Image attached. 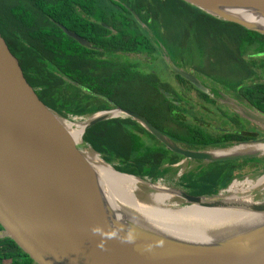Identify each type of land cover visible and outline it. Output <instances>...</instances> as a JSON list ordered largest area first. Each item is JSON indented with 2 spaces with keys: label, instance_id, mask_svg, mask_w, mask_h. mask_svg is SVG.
I'll list each match as a JSON object with an SVG mask.
<instances>
[{
  "label": "trees",
  "instance_id": "1",
  "mask_svg": "<svg viewBox=\"0 0 264 264\" xmlns=\"http://www.w3.org/2000/svg\"><path fill=\"white\" fill-rule=\"evenodd\" d=\"M60 25L88 39L91 46L80 44ZM0 32L40 99L63 117L83 120L112 108L111 100L141 113L164 134L194 149L227 146L233 140L252 138L232 135L230 142L226 137L214 139L210 134L195 133V126L184 115L186 111L160 90L167 84L154 72L142 74L137 69L141 62L133 64L135 61L128 55H153V41L161 39L173 49L188 52L185 62L194 57L208 60L215 59L217 50L210 44L218 43L229 56L228 63L233 62L228 66L230 72L244 70L248 77L255 78L258 72L264 73V34L215 17L185 0H0ZM245 77L229 76L226 81L237 87L240 84L236 82ZM137 83L144 90L132 93L130 87ZM240 90L253 106L264 111V85H243ZM198 92L206 102L215 103V97L200 89ZM125 94L131 95L123 99ZM174 95L182 98L177 92ZM188 112L196 116L194 110ZM253 112L264 114L255 109ZM175 125L189 131L187 141L179 133L173 134L177 131ZM83 140L117 170L152 181L167 172L166 163L174 164L183 158L130 117L99 121L86 129ZM248 161L257 159L217 161L208 169L186 175L184 180L192 194L214 195L226 188L235 171ZM0 264L37 263L15 241L5 237L0 238Z\"/></svg>",
  "mask_w": 264,
  "mask_h": 264
},
{
  "label": "water",
  "instance_id": "2",
  "mask_svg": "<svg viewBox=\"0 0 264 264\" xmlns=\"http://www.w3.org/2000/svg\"><path fill=\"white\" fill-rule=\"evenodd\" d=\"M185 1L215 17L264 34V17L249 20L230 12L242 9L264 13V0ZM60 26L80 44L91 46L85 37ZM167 57L175 73L235 108V101L212 86L207 87L192 72L178 67L168 54ZM109 102L112 108L76 120L84 124L82 141L76 142L64 123L71 119L40 99L0 32V238L15 241L37 264H264V223L232 225L219 234L218 239L199 242L154 228L138 220L129 209H123L125 219L119 218L97 172L80 147V143L87 147L83 135L88 127L117 117L132 118L169 150L182 155L177 165L188 160L214 163L257 159L264 162V153L212 155L213 150L264 143V137L194 149L164 134L139 112ZM114 110L119 113L112 114ZM246 114L264 128V121L256 118H264V115L250 111ZM117 171L135 176L149 187L161 184L148 177ZM161 187L172 190L174 199L186 206L264 214V197L253 198L252 203L229 202L221 191L214 195H195L177 187ZM96 229L99 231H94Z\"/></svg>",
  "mask_w": 264,
  "mask_h": 264
},
{
  "label": "bare ground",
  "instance_id": "3",
  "mask_svg": "<svg viewBox=\"0 0 264 264\" xmlns=\"http://www.w3.org/2000/svg\"><path fill=\"white\" fill-rule=\"evenodd\" d=\"M230 12L249 20L264 17L263 12L256 13L242 9H233ZM111 113L117 114L119 110H114ZM64 123L75 141L81 142L84 124L70 120H64ZM84 149L82 148V150ZM87 149L89 151L84 152V154L89 161L95 164L93 167L97 172L102 188L119 218L125 219L123 209H129L138 220L154 228L170 234L190 237L199 242L218 239L219 234L228 230L232 225L246 224L247 226H253L264 223V214L262 213H249L229 208H204L197 205L168 207L166 203L173 200L175 194L172 190L159 185H150L156 189V192L148 197L151 202L147 199L140 200L136 196V192L144 183L141 179L118 172L101 155L91 148ZM246 152L264 153V143L240 144L231 148L213 150L212 155L224 156ZM263 188L264 175L255 180L246 178L243 181H234L228 189L229 193L226 200L229 202L252 203L254 202L252 190Z\"/></svg>",
  "mask_w": 264,
  "mask_h": 264
},
{
  "label": "rangeland",
  "instance_id": "4",
  "mask_svg": "<svg viewBox=\"0 0 264 264\" xmlns=\"http://www.w3.org/2000/svg\"><path fill=\"white\" fill-rule=\"evenodd\" d=\"M155 41H157V42L155 43ZM155 41H153V47L156 50L157 54L154 53L153 55H150V54L143 53L140 55L141 57H138V58H135L136 56L131 55V57L133 56L131 59H133L134 61H137V62H141L140 66L137 69H139L142 74H148V73H152V72L156 73L159 76V79L161 81H163L165 83L167 82L169 84V86H168L169 88H173V89L180 92V87H181L182 92L186 94L185 95L186 99H189L193 102L198 101V95H197L196 90L193 88L189 89V88L183 87L182 82L178 81L177 77L175 76L176 75L175 72L168 65L167 54L169 55V58L178 67H183L184 69L189 70L190 72H192V70H193L192 73L195 75V77H197L203 83H204L203 76H206L210 72H212V73L223 72L227 75V77L231 76L232 78H235L236 75L242 74L241 72H237V71H233V70H232V72H230V70H228V66L231 67V65H229V64L233 65V62L228 63L229 56L223 51V47L218 43L210 44L211 46H215L217 48V50L215 49V54H216L215 59L213 58V59H208V60H201L199 57H194V58L190 59L191 62H184V60L187 59L188 52L179 51L176 47H174V49H173V47H170L167 43H164L163 41H161V39H160V41L159 40H155ZM133 60H131V61L134 62ZM133 64L137 65L136 62ZM133 68H136V67H133ZM227 77H225L224 79L227 80L226 79ZM263 79L264 78H262V80ZM206 81L209 84L214 82L211 77L210 78L207 77ZM204 84L207 87L212 86V85H208L206 83H204ZM213 84H215V83H213ZM225 86L227 87L226 84H225ZM212 88L220 91V89L217 87L212 86ZM142 90H144V89L142 86H140V83L133 84L130 87V91L132 93H137V92H140ZM127 95L128 94H125L124 96H126V97H124L123 99H127L131 94H129L128 96ZM178 99H181V98H178ZM201 102L204 103L206 105V107L209 106V105H207L208 103H206L203 99ZM205 105L203 107H205ZM210 106L213 107V105H211V104H210ZM184 107L186 108L187 111L189 110L188 105H185ZM262 115H264V114H262ZM251 117H253V116H251ZM187 118H188L187 120L190 119L189 117H187ZM256 118H259V119L264 121L263 117H261V118L256 117ZM71 121H73V120H71ZM73 122H76V121H73ZM172 123H174V122H172ZM190 125L194 126V125H196V122L194 120L190 119ZM174 129H176L177 131H175L173 134L178 135V133H179L180 137L182 139H184L185 141H187L189 131L185 132V130L182 129V130H184L183 132H185V133H183L182 130H179L177 127H174ZM80 147L83 149L85 148L83 150V153L89 151L87 149L89 147H85L82 143H80ZM89 162L91 163L92 166H95V164H93L91 161H89ZM190 162L192 163V165L195 164L194 160L185 161L184 168H182V172L184 171L185 167H187L188 163H190ZM199 162L204 163L202 161H199ZM192 165H190V166H192ZM181 167H179V168L175 167V170L173 171V173H169L167 175V176H170L171 178L170 177L164 178L165 181H162L159 186L177 187V188L183 189L184 185L180 182L181 179L177 180V178H178L177 174L180 171ZM263 168H264V162H261V161L260 162L259 161H248L247 163H244L241 170L238 169L235 171V177L230 181L229 185L226 188L221 189V193H223L224 197H227L228 193H229L228 189L234 181H243L246 178H250V179L255 180L258 177L263 175V173H264V170L262 171ZM258 171H260V173L257 175L256 173ZM172 177L173 178L176 177L175 180H173ZM154 192H156L155 188H151L147 184L142 183L140 186V189L136 192V196L140 200H145V199L149 200L148 197H150L151 194ZM252 193H253L252 198L263 199L264 188L263 189H256V190L253 189ZM166 206H168V207H183L186 205L181 203L179 200L173 199V200H170L169 202H167Z\"/></svg>",
  "mask_w": 264,
  "mask_h": 264
},
{
  "label": "flooded vegetation",
  "instance_id": "5",
  "mask_svg": "<svg viewBox=\"0 0 264 264\" xmlns=\"http://www.w3.org/2000/svg\"><path fill=\"white\" fill-rule=\"evenodd\" d=\"M144 53L147 54V52H144ZM154 53H156V51ZM141 54H143V53H128V55L130 57H131V55L136 56L135 58L141 57L140 56ZM135 62H137V61H135ZM184 62H185V60H184ZM181 68H183V67H181ZM192 72H193V70H192ZM237 72H241L242 74L236 75V77H235L236 79H239L241 77L246 76L242 82H240V81L236 82V84H240V86H237V87L232 84L233 82H230V81L227 82L226 80L225 81L219 80V78H223V77L227 76L223 72H221V73L210 72L206 76H203L204 83H206L208 85H212L213 87L219 88L220 91L224 95H226L227 97L230 98V100L236 101L235 108L227 106L224 102L220 101L218 98H213L215 100V103L209 102L208 100L206 102V100L203 99L206 103H208L207 105H209L208 107H206V105L201 102L202 97L198 92L199 88H197L196 86L192 87L190 84H188L186 82H182L183 87H186L189 89H192V88L195 89L197 92V95H198V101L193 102L189 99H186V97H185L186 94L182 92L181 87H180V92L173 89V88H169V87H167V88L161 87L160 90H162V93L168 99H171L179 107H182L184 109L183 111H186V112H184L185 116H188L189 118H191L192 120H194L196 122V125H194L195 126V128H194L195 133L210 134L213 136L214 139H217L219 137H221V138L226 137L225 139L229 138V139H227V141H230V139L233 138L232 135H235L236 138H238V139H243L246 136L252 137L251 139H248V140H246V139L245 140H239V141L233 140L232 142H244V141H249V140L260 139V138L264 137V128L258 124L257 120L250 119L249 116L246 114V111L253 112L254 109L262 111L263 113H264V111L253 106L251 104L248 96H246L240 90V88L243 85H251V84H258V83H260L263 86L264 85V79L262 80V78H264V76H263L264 73L258 72L259 77L255 78L254 75H252L251 77H248L247 71L243 70V71H237ZM175 74H177V73H175ZM207 77H209V78L211 77L214 81L213 83H215V84H213V83L209 84L206 81ZM177 79L179 82H181V80H179L178 77H177ZM166 84H167V86H169V84L167 82H166ZM225 84L227 85V87L225 86ZM175 92L179 93L182 98L176 99L175 95H174ZM137 98H139V100L142 99L138 96H137ZM184 104L188 105V107H189L188 111L194 110L196 116L189 113L186 110V108L184 107L185 106ZM210 104L213 105V107H211ZM204 105H205V107H203ZM261 106L264 107V100H262ZM188 122H190V119L188 120ZM175 127H179V125H175ZM239 160H245V159H239ZM239 160H237V161H239ZM241 169L242 168H240L239 170H241ZM185 188L187 189V191L189 193H191L190 191L192 189L187 188V187H185Z\"/></svg>",
  "mask_w": 264,
  "mask_h": 264
},
{
  "label": "crops",
  "instance_id": "6",
  "mask_svg": "<svg viewBox=\"0 0 264 264\" xmlns=\"http://www.w3.org/2000/svg\"><path fill=\"white\" fill-rule=\"evenodd\" d=\"M141 114V113H140ZM179 142H181V141H179ZM184 143V142H183ZM182 160V159H181ZM180 160V161H181ZM180 161H178V162H180ZM178 162L177 163H174V164H169V163H166L165 164V166L164 167H166L168 170H167V172L163 175V176H161V177H159L156 181H159V182H162V181H165V179L164 178H168V177H170V176H167L169 173H173V171L175 170V167H181V169H180V171L178 172V174H177V176H178V178H177V180L178 179H181V183L184 185V187H183V189L185 188V187H187V182L184 180V178H185V176L186 175H188V174H190V173H199L200 171H203L201 168H206V169H208L210 166H211V162H209V163H207V162H204V163H201V162H198V161H195V164L194 165H192V163L190 162V163H188V165H187V167H185V169H184V171L182 172V168H184V164H185V161H183V163H181L180 165H177L178 164ZM190 165H192V166H190ZM171 178V177H170ZM175 178L176 177H172V179L173 180H175ZM150 179V178H149ZM151 180V179H150ZM168 181V180H167ZM187 188H190V187H187ZM191 189V188H190ZM223 189V188H222ZM184 190H186L187 191V189L185 188ZM221 191V189L218 191V192H220ZM217 192V193H218ZM216 193V194H217ZM196 195V194H195ZM199 195H206V194H199Z\"/></svg>",
  "mask_w": 264,
  "mask_h": 264
},
{
  "label": "clouds",
  "instance_id": "7",
  "mask_svg": "<svg viewBox=\"0 0 264 264\" xmlns=\"http://www.w3.org/2000/svg\"><path fill=\"white\" fill-rule=\"evenodd\" d=\"M94 231H99V229H96ZM129 239H131V237H129ZM100 247H103V244H101Z\"/></svg>",
  "mask_w": 264,
  "mask_h": 264
}]
</instances>
